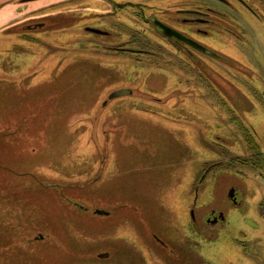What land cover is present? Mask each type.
Here are the masks:
<instances>
[{
    "label": "rangeland",
    "instance_id": "374dc122",
    "mask_svg": "<svg viewBox=\"0 0 264 264\" xmlns=\"http://www.w3.org/2000/svg\"><path fill=\"white\" fill-rule=\"evenodd\" d=\"M229 1L0 0V264H264V18ZM126 2L231 32L188 56Z\"/></svg>",
    "mask_w": 264,
    "mask_h": 264
},
{
    "label": "flooded vegetation",
    "instance_id": "af4514ba",
    "mask_svg": "<svg viewBox=\"0 0 264 264\" xmlns=\"http://www.w3.org/2000/svg\"><path fill=\"white\" fill-rule=\"evenodd\" d=\"M217 2H224L226 6H230L231 2L229 0H216ZM237 1L239 4H241L247 11H249L251 14H253L256 18L262 19L264 18V0H254L257 5L252 6L250 2L247 0H234ZM133 8V11H130L132 14V18L135 19V28H132L136 32V36L140 38V42L142 41V38L139 36L140 29L136 26L144 24L145 27H147L149 30H151L155 36H157L162 42L186 49L188 51V56H194V52H199L205 55L215 56L217 57V54L212 50L206 47L203 43H201L200 40H198L195 35H208L210 30L205 29L204 27L210 28L211 26L217 25V33L220 31H226L231 32L229 28L225 27V29L222 30V25L228 26L225 24L220 23V12H216L214 9L208 8L203 9L202 6H198L196 8H190V9H177V12L183 16L182 18H178V21L183 25L188 24L190 26V30H180L179 27L173 25L172 21L173 19L169 20L167 19V13L168 9H156L154 6H149L146 3L139 2V3H115L114 11L115 13L118 12L119 9L124 8ZM233 11V8H231ZM148 10H150V13L148 14ZM184 10V11H183ZM217 13V15H216ZM107 15H113L107 14ZM232 15V14H231ZM233 15L234 12H233ZM186 16V17H184ZM165 18V19H164ZM233 18L235 21L239 23L237 18L234 16L230 17V19ZM217 21V24H216ZM136 37V38H137ZM135 40V39H133ZM137 40V39H136ZM147 42V41H144ZM192 50V51H191ZM89 210V209H86ZM111 212H108L105 207H95L92 210L93 216H109ZM153 237L155 239V242L160 244L162 247L168 249V245L165 243V241L159 236L153 234ZM101 256H107L106 254H102Z\"/></svg>",
    "mask_w": 264,
    "mask_h": 264
},
{
    "label": "trees",
    "instance_id": "16d2710c",
    "mask_svg": "<svg viewBox=\"0 0 264 264\" xmlns=\"http://www.w3.org/2000/svg\"><path fill=\"white\" fill-rule=\"evenodd\" d=\"M247 142L249 143V146L251 148V150L253 151V157L254 158H258V159H251L252 162H254L255 160V164L256 167H260L261 165V161L260 159H264V154L261 152L260 147L258 146L257 143L254 142V140H252V138H250V136L247 137ZM249 161V160H247Z\"/></svg>",
    "mask_w": 264,
    "mask_h": 264
},
{
    "label": "water",
    "instance_id": "95a60500",
    "mask_svg": "<svg viewBox=\"0 0 264 264\" xmlns=\"http://www.w3.org/2000/svg\"><path fill=\"white\" fill-rule=\"evenodd\" d=\"M130 93H131L130 91H126V90L117 91L116 93L113 94L112 98L117 96H124Z\"/></svg>",
    "mask_w": 264,
    "mask_h": 264
}]
</instances>
